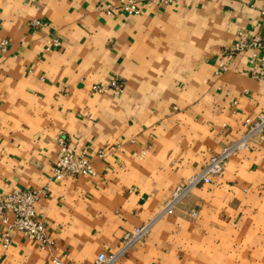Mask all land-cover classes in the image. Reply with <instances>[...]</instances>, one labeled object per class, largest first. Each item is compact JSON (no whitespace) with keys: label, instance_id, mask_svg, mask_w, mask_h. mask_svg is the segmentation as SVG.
I'll return each instance as SVG.
<instances>
[{"label":"crops","instance_id":"crops-1","mask_svg":"<svg viewBox=\"0 0 264 264\" xmlns=\"http://www.w3.org/2000/svg\"><path fill=\"white\" fill-rule=\"evenodd\" d=\"M120 1L0 0V194L46 188L35 210L51 241L15 233L4 245L0 224V264H94L116 252L177 183L239 138L245 117L264 112V79L241 72L250 51L216 73L238 30L264 38V0L140 4L137 14ZM50 36L61 42L46 49ZM259 60L264 68V51ZM113 77L120 92L91 89ZM59 135L95 175L51 178ZM112 264H264V138Z\"/></svg>","mask_w":264,"mask_h":264},{"label":"built area","instance_id":"built-area-1","mask_svg":"<svg viewBox=\"0 0 264 264\" xmlns=\"http://www.w3.org/2000/svg\"><path fill=\"white\" fill-rule=\"evenodd\" d=\"M178 0H121L119 9L128 14H137L140 12V4L146 6H162L177 2ZM112 6L106 4L104 10L107 14L111 12ZM264 15V12H262ZM32 25L45 26V22L39 19L32 20ZM260 27V22L257 23ZM46 49L50 46L60 45V39L57 36H50L47 40ZM7 40H0V51H5ZM250 51L248 66L242 73L248 74L255 79H264V68L260 63L259 56L264 51V38L259 33H247L238 30L236 39L230 48L223 51L217 59L216 73L228 70L237 54ZM235 71H239L235 69ZM122 83L119 78H111L106 85L93 84L91 89L94 92L105 93L112 91L118 93L122 90ZM243 132L234 141L224 145L215 155L211 156L200 170L184 181L177 183L170 197L163 203L153 220L135 226L126 231L122 238L119 249L112 254L100 252L95 258L94 264H112L129 248L137 242L143 240L154 220L164 214L172 213L178 204L185 199L190 191L199 185L208 184L213 176L220 175L227 166L229 158L238 150L248 148L249 144L255 138H264V112L247 116L243 119ZM57 148L54 154V163L51 170V178L63 180L67 177H77L79 175H95L92 160L83 152H75L67 140L59 135L56 138ZM98 157L104 155V150L98 152ZM46 188H13L0 194V224L6 227L3 234V244L8 245L15 233L25 238L35 241L40 247L51 245L50 238L46 232L44 223L39 219L35 203L44 194ZM190 216H195L196 212L191 210ZM53 264H63L58 258H52Z\"/></svg>","mask_w":264,"mask_h":264}]
</instances>
